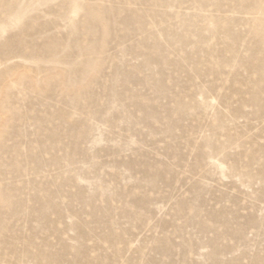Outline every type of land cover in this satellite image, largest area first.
Returning a JSON list of instances; mask_svg holds the SVG:
<instances>
[{"label": "rangeland", "instance_id": "rangeland-1", "mask_svg": "<svg viewBox=\"0 0 264 264\" xmlns=\"http://www.w3.org/2000/svg\"><path fill=\"white\" fill-rule=\"evenodd\" d=\"M0 264H264V0H0Z\"/></svg>", "mask_w": 264, "mask_h": 264}]
</instances>
